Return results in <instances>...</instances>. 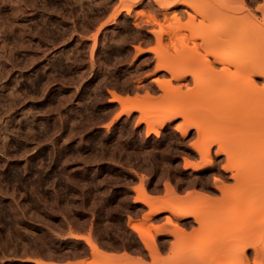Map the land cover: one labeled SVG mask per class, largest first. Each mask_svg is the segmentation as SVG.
I'll return each instance as SVG.
<instances>
[{
	"label": "rangeland",
	"instance_id": "1",
	"mask_svg": "<svg viewBox=\"0 0 264 264\" xmlns=\"http://www.w3.org/2000/svg\"><path fill=\"white\" fill-rule=\"evenodd\" d=\"M163 1L0 0V264H264V104L157 67L153 31L226 15Z\"/></svg>",
	"mask_w": 264,
	"mask_h": 264
},
{
	"label": "bare ground",
	"instance_id": "2",
	"mask_svg": "<svg viewBox=\"0 0 264 264\" xmlns=\"http://www.w3.org/2000/svg\"><path fill=\"white\" fill-rule=\"evenodd\" d=\"M156 1L162 2L165 7L172 5L171 2H164L163 0ZM209 1H211L209 7L206 10L201 11L195 6V0L193 4L192 1L191 3H188V1L185 0L175 1V4H190L196 12L203 17L202 20L204 18H209L210 13L214 9L213 6L216 5L215 1L221 2L220 6H223V9L226 10L225 18L222 19L224 25L221 28L214 27L212 23L203 26L199 25L195 28H191L188 25H178L175 29L162 25L159 31H153L158 44L157 49H154L158 59L157 67L169 71L176 79L187 81L188 77L192 76L195 84L194 89L197 91L198 97L200 95H203V97L204 95L207 96L211 89L213 90L214 87H218L233 92V94L231 92V97L226 102L229 104V100L234 97L233 101L235 103L233 102V104H236L237 106L235 105V107L237 108L240 104L241 106L242 104H247L248 106L249 103L254 106H257V104H264V85L261 87L257 84L258 81L254 80L257 76L264 77V50L263 47L261 50V44L259 45V43H264V5L258 6L261 10L263 9V18L260 20L256 17L257 15L253 12V9H251L252 5L260 0H224V2L223 0H208V3H210ZM175 17L180 19L177 14H175ZM195 18L196 15H190L191 20H195ZM185 28L190 30V34L183 32V29ZM190 43H192V45ZM227 44H231L234 47L235 53L232 56L222 58L219 56L217 49L220 46H226ZM170 47L174 49V54L169 53ZM138 51H141V49L139 48ZM219 65H222V68L218 71L217 67ZM178 71H180V73ZM203 76H206L208 81L204 83L201 82L199 78ZM115 97L122 100L120 96L116 94ZM200 99H202V97ZM231 104L230 106H234ZM177 113L178 112L175 114ZM179 127L181 130L183 129L181 126ZM197 128L199 132L204 131L202 126L197 125ZM186 132L187 128L183 130L184 134H186ZM207 160L209 162L212 161L210 155H207ZM223 191L225 190L223 189ZM206 200L208 203L213 201L212 198H206ZM177 213L179 217L195 215L198 219V215L195 210L192 209L188 211H178ZM224 217V221L221 219L222 222H225V220H231L227 218L228 215H223V218ZM243 222L247 223L245 220ZM248 222V225L250 226L247 225V227L250 228H248L249 231H254V229L260 224L259 221L257 222V220L254 219ZM133 227L139 232V236H141L142 240L150 250L152 249L155 251L158 249L154 240H152V242L146 241L148 240L146 239L147 236L150 234L147 229L136 224H134ZM87 241L90 243L91 240L89 239ZM246 246L248 245L242 246L243 254L246 253ZM93 249L94 252L102 253L97 245H93ZM192 250L194 253L195 249ZM225 251L226 249H210L207 253H202L197 257L194 256L195 258L193 257L192 263L225 264L223 259Z\"/></svg>",
	"mask_w": 264,
	"mask_h": 264
}]
</instances>
